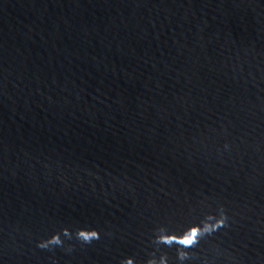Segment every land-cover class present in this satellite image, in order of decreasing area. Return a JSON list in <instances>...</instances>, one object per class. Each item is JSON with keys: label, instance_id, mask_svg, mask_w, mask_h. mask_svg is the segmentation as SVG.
I'll use <instances>...</instances> for the list:
<instances>
[{"label": "water", "instance_id": "water-1", "mask_svg": "<svg viewBox=\"0 0 264 264\" xmlns=\"http://www.w3.org/2000/svg\"><path fill=\"white\" fill-rule=\"evenodd\" d=\"M221 206L184 264H264V0H0V264H180Z\"/></svg>", "mask_w": 264, "mask_h": 264}, {"label": "clouds", "instance_id": "clouds-1", "mask_svg": "<svg viewBox=\"0 0 264 264\" xmlns=\"http://www.w3.org/2000/svg\"><path fill=\"white\" fill-rule=\"evenodd\" d=\"M227 224L228 214L221 206L218 213L211 212L204 219L196 221L194 226H186L179 239L176 233L170 231L166 226H161L153 236V242L156 245H166L168 247L175 244L178 261L180 264H184L193 255L190 249L198 245L202 237L214 233ZM100 238L101 230L98 227L89 224L65 225L40 239L37 242V247L49 250L62 248L71 251L74 245L68 242L73 239L84 245ZM120 264H171V261L167 253H162L159 256L153 254L144 261L138 260L134 255H128L121 259Z\"/></svg>", "mask_w": 264, "mask_h": 264}]
</instances>
